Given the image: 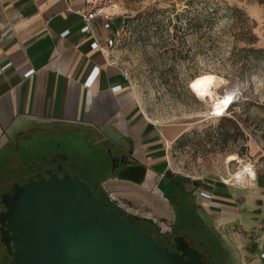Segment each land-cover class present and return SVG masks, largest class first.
Here are the masks:
<instances>
[{
	"label": "crops",
	"instance_id": "obj_1",
	"mask_svg": "<svg viewBox=\"0 0 264 264\" xmlns=\"http://www.w3.org/2000/svg\"><path fill=\"white\" fill-rule=\"evenodd\" d=\"M222 1L248 13L264 46V0ZM84 9V0H0V173L16 170L17 160L26 168L34 141L47 146L53 137L85 136L91 147L121 150L147 168L142 185L111 173L101 179L119 207L132 203L144 219L173 223L184 208L190 211L186 222L214 238L219 264H264V132L248 135L236 161L241 180L235 174L170 185L164 176L170 150L185 130L151 121L106 51V39L122 30L124 19L115 17L110 29L97 20L94 33H83Z\"/></svg>",
	"mask_w": 264,
	"mask_h": 264
},
{
	"label": "rangeland",
	"instance_id": "obj_2",
	"mask_svg": "<svg viewBox=\"0 0 264 264\" xmlns=\"http://www.w3.org/2000/svg\"><path fill=\"white\" fill-rule=\"evenodd\" d=\"M116 2V17H122L124 24L109 54L129 72V86L144 114L155 123L179 124L185 130L170 150V170L184 183L232 179L249 136L264 132V46L255 21L245 10L222 0ZM203 77L215 78L218 97H235L224 116L212 115L210 105L197 97L192 86L189 89L190 82L193 85ZM117 141L127 143L123 137ZM88 143L85 136L77 135L53 137L47 146L34 141L23 161L32 167L59 156L68 168L75 165L79 178L88 184L103 179L114 166L110 149ZM231 157L237 160L230 162ZM13 172L0 173V199ZM166 185L165 181L160 186L161 192ZM120 204L126 214L144 219L132 203ZM189 212L180 209L175 223L150 221L156 233L172 240L185 234ZM3 248L0 245V260L2 251L11 261Z\"/></svg>",
	"mask_w": 264,
	"mask_h": 264
},
{
	"label": "water",
	"instance_id": "obj_3",
	"mask_svg": "<svg viewBox=\"0 0 264 264\" xmlns=\"http://www.w3.org/2000/svg\"><path fill=\"white\" fill-rule=\"evenodd\" d=\"M126 157L119 173L112 158L111 174L142 185L147 168ZM164 176L180 184L170 169ZM0 202V238L12 264H208L184 236L174 237L170 250L120 217L76 175L15 184Z\"/></svg>",
	"mask_w": 264,
	"mask_h": 264
},
{
	"label": "trees",
	"instance_id": "obj_4",
	"mask_svg": "<svg viewBox=\"0 0 264 264\" xmlns=\"http://www.w3.org/2000/svg\"><path fill=\"white\" fill-rule=\"evenodd\" d=\"M102 180H93L92 182H88L90 187L92 188L94 194L101 200H103L105 203L109 205L110 208H112L114 211L118 213V215L122 218H125L129 223L136 225L139 227L144 233L150 235L154 239L160 241L165 247H168L170 250H174L175 244H174V237L178 235H174L172 240L167 239L166 236L159 235L156 233V229L153 227V223L150 220L147 219H139L136 217H133L131 215L126 214L122 209L113 202L109 196L105 193L104 189L102 188ZM187 226V230H185V234H180L191 243V245L198 249L204 256L205 261L208 263V259L212 258V261L210 264H219L221 262V250L219 249L218 245L216 244L214 238H211L208 234L203 232V228L193 223H185ZM184 224L183 227H186ZM190 225L192 227H190ZM178 228V227H177ZM0 245L2 243L0 242ZM3 246V245H2ZM4 249V248H3ZM4 251V250H3ZM5 255L7 257H11L8 255L7 251L5 250ZM1 260L0 264H12V260L8 261L5 256H3V253L1 251ZM12 258V257H11ZM13 259V258H12ZM209 264V263H208Z\"/></svg>",
	"mask_w": 264,
	"mask_h": 264
},
{
	"label": "built area",
	"instance_id": "obj_5",
	"mask_svg": "<svg viewBox=\"0 0 264 264\" xmlns=\"http://www.w3.org/2000/svg\"><path fill=\"white\" fill-rule=\"evenodd\" d=\"M85 9L81 13L84 25L81 29L83 33H94L95 32V21L102 20L103 25L106 29L111 28V24L113 19L118 15V8L119 5L117 4L116 0H84ZM68 31L63 33L62 36H66ZM116 45V36L112 38L106 39V51L112 50ZM92 46L94 48H99V42L95 41ZM35 70L28 71L25 76L29 77L33 75ZM123 75L126 81L130 82V74L128 71L123 69ZM97 75V72H96ZM115 90L121 89L120 86L115 87ZM235 102V97L231 96V100L229 101V108ZM201 196L207 199H211L212 196L201 192Z\"/></svg>",
	"mask_w": 264,
	"mask_h": 264
},
{
	"label": "flooded vegetation",
	"instance_id": "obj_6",
	"mask_svg": "<svg viewBox=\"0 0 264 264\" xmlns=\"http://www.w3.org/2000/svg\"><path fill=\"white\" fill-rule=\"evenodd\" d=\"M110 153L112 155V158L116 161L115 173H119L124 168V162H126L127 160L125 159L122 163V159L124 158V156L126 157L128 155L127 153L121 150L115 151V153L114 152L112 153L110 150ZM60 160L61 157L52 156L50 159L46 158V160L42 161L41 163H34L32 167L27 166L26 168H21V167L19 168L20 164L17 163L18 168L14 170L13 172L14 174L11 177V180L7 181L8 185L4 194L11 192L15 184L23 185L29 180L40 181L42 178H48L49 173L58 174L60 177L66 173L80 177V174L78 172L79 170H77V167L75 165L71 166L70 169L62 162H60ZM2 183H4V181H2ZM0 205H1V212L5 211V208L1 204V202ZM0 242H1V238H0Z\"/></svg>",
	"mask_w": 264,
	"mask_h": 264
},
{
	"label": "bare ground",
	"instance_id": "obj_7",
	"mask_svg": "<svg viewBox=\"0 0 264 264\" xmlns=\"http://www.w3.org/2000/svg\"><path fill=\"white\" fill-rule=\"evenodd\" d=\"M207 78L209 77H203V78L198 79L197 81L205 80ZM216 84H217V81L214 80L209 87H201L194 91L197 97L201 101H204L210 105L212 115L216 117H222L224 116L225 113H227V110H229V101L231 100V96L229 95L223 98L218 97L215 92ZM217 112L220 114L217 115ZM232 158L233 157H231L230 159L231 161L237 160L236 158L235 159H232ZM236 176L238 177V179L241 180L242 179L241 171L236 173Z\"/></svg>",
	"mask_w": 264,
	"mask_h": 264
},
{
	"label": "snow or ice",
	"instance_id": "obj_8",
	"mask_svg": "<svg viewBox=\"0 0 264 264\" xmlns=\"http://www.w3.org/2000/svg\"><path fill=\"white\" fill-rule=\"evenodd\" d=\"M214 80H215V78L209 77L205 80L196 81L193 83L192 87L194 90L201 88V87H209ZM219 114L220 113L217 112V115H219ZM232 159H235V157H233Z\"/></svg>",
	"mask_w": 264,
	"mask_h": 264
}]
</instances>
